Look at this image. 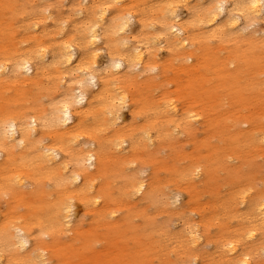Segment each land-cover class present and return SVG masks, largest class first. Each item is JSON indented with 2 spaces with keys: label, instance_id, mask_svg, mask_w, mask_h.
Masks as SVG:
<instances>
[{
  "label": "bare ground",
  "instance_id": "bare-ground-1",
  "mask_svg": "<svg viewBox=\"0 0 264 264\" xmlns=\"http://www.w3.org/2000/svg\"><path fill=\"white\" fill-rule=\"evenodd\" d=\"M81 1L83 5L71 10V13L82 16L77 29L78 41L64 39L53 46H47L36 32L39 22L27 21L25 26L31 42L26 52L0 59V104L15 103L13 110L6 111L4 117L0 118V193L10 195L12 200L10 206L0 213V264H70L69 255L76 248L67 242L55 240L53 236L60 233L62 226L67 228L71 225L73 198L82 201L93 213V226L101 221L113 227L115 221H104L105 214L112 217L114 211H108L106 205L108 200H112L109 182L100 184L96 189L94 179L96 175L106 174L108 169L105 166L111 161L120 168L124 163L133 161L128 158L139 147L144 149L154 141L150 134V123H143L139 131L132 129L127 132L116 128L111 136L101 134V131L108 130V125L116 124L120 118L121 106L127 102L131 104L129 95L120 89L121 84L135 83L143 88L145 85H142V81L139 82L135 71L144 74L162 71L163 67L159 68L154 57L164 48L170 55L171 64L178 60L186 63L181 69L189 77L185 87L189 96L194 86L191 76L199 72L193 66L203 65L204 72L207 73L210 71L208 59L217 56L216 47L209 46V42H223L237 31L245 32L253 21L264 19V0H209V6L204 8L201 4L197 5L200 0H165L154 11L160 19L156 28L150 24L151 36L131 39L127 31L135 14L127 6L126 0ZM0 4H4L3 0H0ZM180 4L184 5L185 14L189 16L186 21L182 20L177 9ZM16 12L18 10L14 5L5 12L3 21L0 20L2 51L16 44L15 27H12V22H5V19L11 18ZM20 12H24L23 7ZM140 27L144 29L149 26L142 20ZM101 41L107 44L108 50L104 64L96 60L100 49L98 43ZM197 42L201 45L197 46ZM191 59L195 62L194 65L193 62H188ZM213 73L222 86L231 77L221 73L218 68ZM45 75L48 79L59 77L64 80L62 86L65 92L59 98L49 99L43 111L36 105L29 111L17 108L27 92L25 86L41 87ZM256 86V81H249V89ZM234 87L237 91H242L241 86L235 84ZM10 88H15L14 95L3 98L2 92L5 93ZM241 94H237V100L244 105ZM206 95L210 97L209 93ZM168 100L164 99L165 108L173 117L181 112L184 116L182 120L185 121V118L193 119L201 115L199 111L186 105L179 111ZM133 102L131 113H141L142 109L139 106L136 108V103ZM151 108L156 110L154 105ZM210 116V121H206L207 130L212 124L219 123L218 115L212 109ZM90 118L91 122L86 123ZM173 121L175 120L171 117V122ZM238 122L251 128L248 119ZM177 123L176 126L185 124L181 121ZM157 132L159 139L169 135L163 134L167 132L166 128L165 131L159 129ZM244 132L234 128L231 135L237 137ZM257 133L254 142H264V131ZM83 134L88 138H82L81 142L79 137ZM45 137L49 139L48 143L44 142ZM101 171L103 172L99 173ZM201 173L203 169L199 164L191 165L183 177L193 187L194 177ZM128 181L125 184L127 189L123 191L126 197L130 192L135 196H156L151 183L146 184L139 178ZM28 186L32 187L35 199L42 195L44 201L32 203L27 200L25 190ZM46 187L53 189L55 198L45 199V195L48 197V193L50 194ZM177 199L178 195L174 196V201ZM240 199L241 203L246 202V209L241 217L252 225L246 228L241 225L240 234L221 237L214 244L208 241L220 250L219 259L226 264H251L255 258L253 245L259 238L264 240V195L248 201L244 196ZM20 206H24L26 211H19ZM34 226L37 227L36 234L33 233ZM78 228L75 229L76 238L84 232ZM243 232L242 239L245 242L241 243L239 236ZM45 236L52 237L54 242L47 244ZM202 237L204 236L198 224L190 223L178 235L182 239L178 246L186 250L190 243L193 248L200 243L199 239ZM91 243L90 240H85L77 250L90 249ZM261 249V254H264V246ZM53 254L57 263H52ZM147 255L144 254L143 258ZM86 263L88 264V259Z\"/></svg>",
  "mask_w": 264,
  "mask_h": 264
},
{
  "label": "rangeland",
  "instance_id": "rangeland-1",
  "mask_svg": "<svg viewBox=\"0 0 264 264\" xmlns=\"http://www.w3.org/2000/svg\"><path fill=\"white\" fill-rule=\"evenodd\" d=\"M164 1L126 0L127 6L135 14L127 31L131 39L151 36L152 27L156 28L160 19L155 13L156 9ZM3 3L6 6L0 4L2 21L5 12L16 5L18 12L10 20L5 19V22H12L17 36L15 45L0 50V59L26 52L31 42L25 26L27 21L39 22L36 32L47 46H53L64 39L79 40L77 29L82 16L71 13V10L83 5L81 0H3ZM199 4L202 8L207 7L209 0H200L197 5ZM19 5L24 8L23 13L20 12L22 7ZM177 9L183 21L189 19L184 5L180 4ZM142 20L149 27L142 29ZM257 20L249 24L245 32L237 31L223 42H209V46L216 47L217 56L208 59L207 66L210 71L207 73L204 72L203 65L193 66L199 72L191 76L194 86L189 96L185 88L189 77L181 69L186 63L178 60L171 64L170 55L164 48L157 53L154 50V60L159 68L163 67L162 71L157 70L150 74L135 71L139 82L142 81V85H145L143 88L135 83L121 84L120 89L129 95L131 104L127 102L121 106L120 118L116 124L108 125V130L101 131V134L111 136L116 128L125 129L127 132L132 129L139 131L143 123H150V134L154 141L144 149L139 147L128 158L133 161L124 163L120 168L111 161L105 166L108 169L106 174H99L103 172L101 171L98 173L100 176L96 175L94 179L96 189L100 184L109 182L112 200H108L106 205L108 211H114L112 217L105 214L104 221H115L113 227L101 221L93 226V213L82 201L73 198L71 225L67 228L62 226L60 233L53 236L55 240L67 242L76 248L69 255L70 264H87V259L88 264H226L219 259L220 250L212 243L221 237L240 234L241 225L244 228L252 225L241 217L246 209V202H240L242 196L248 201L264 195V142H254L257 132L264 131V19ZM239 22L242 23V20ZM5 30L9 31L8 28ZM98 45L100 49L96 60L104 64L108 56L107 44L101 41ZM196 45L201 44L197 42ZM188 62L195 64L192 59ZM215 68L223 74L231 75L224 86L213 73ZM45 77L41 87L25 86L27 92L17 108L29 111L36 105L43 111L49 99L59 98L65 92L62 86L64 80L59 77ZM249 81H256L257 86L249 89ZM235 84L242 87L241 92L235 89ZM14 90L15 88H10L1 95L3 98L12 97ZM238 93H242L244 105L238 102ZM164 99H169L168 102L174 103L179 111L186 105L199 111L201 115L193 119L185 118V121L182 120L184 116L181 112L173 117L166 110ZM133 101L136 108L139 106L142 109L141 113H131ZM14 104H0V118L4 117L6 111L13 110ZM210 109L218 115L219 123L212 124L207 130L206 121H210ZM171 117L175 121L171 122ZM243 119L250 121V129L247 124L238 122ZM91 120L88 119L86 123ZM177 121L185 124L176 126ZM185 125L188 126L184 128ZM165 128L167 132L163 134L169 135L159 139L157 131H165ZM234 128L245 132L233 137L231 134ZM82 138L88 136H80L81 142ZM43 140L45 143L49 142L46 137ZM197 164L202 167L203 173L194 177L191 187L183 175L189 166ZM137 178L146 184L151 183L156 196H135L130 192L126 197L123 191L127 189V180L135 181ZM46 190L50 194L48 193V197L45 195V199L55 198L53 189L46 187ZM25 192L27 200L32 203L44 201L42 195L35 199L30 186ZM177 195L178 199L174 201V196ZM11 202L10 195L0 193V213ZM19 211H26V208L20 206ZM190 223L198 224L204 237L199 239L197 246L192 248L189 243V248L182 250L178 246L182 240L178 235ZM76 227H79V231H84L78 238L75 237ZM33 233H37L36 226ZM243 234L244 232L239 236L241 243L245 242L242 239ZM44 238L47 244L54 242L52 237ZM184 238L189 241L187 236ZM85 240L92 242L91 248L77 250ZM263 241L259 238L253 245L255 258L251 264H264V254H261ZM146 253L148 255L143 258ZM57 261L53 254L52 263Z\"/></svg>",
  "mask_w": 264,
  "mask_h": 264
}]
</instances>
